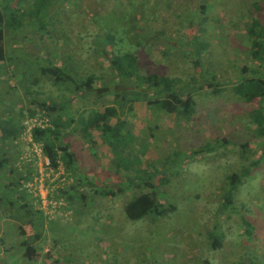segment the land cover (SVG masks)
Returning a JSON list of instances; mask_svg holds the SVG:
<instances>
[{"label":"rangeland","instance_id":"rangeland-1","mask_svg":"<svg viewBox=\"0 0 264 264\" xmlns=\"http://www.w3.org/2000/svg\"><path fill=\"white\" fill-rule=\"evenodd\" d=\"M84 1L90 5L91 32H123V36H117L114 49L137 52L146 70L170 74V77L178 79L181 86L191 91L193 96L196 94V113L187 123H172L168 119L159 118L158 115H154V120L149 121L152 113L137 105L136 116L130 121L133 133L115 129L113 135H110L111 144L119 145L120 149L124 147L122 150L126 149L127 154H130V148H133L130 140L134 142V139L139 137L145 139L143 144L146 146L137 145L133 155L118 162L121 171L112 172L107 168L112 160L107 148H96L98 151L96 150L95 154L98 156L93 154L92 157L90 152L84 149L86 144L81 135L76 136L74 142L79 151L82 149L80 162L85 175V170H94L90 175L92 179L99 181L102 186L108 185L116 190L117 182H114L118 178L125 179L124 175L128 171L134 175L131 178L139 176L137 179L142 182H151L155 181L153 175H157L156 171L160 170L166 178L158 182L155 189L157 199L165 208L174 205L176 209L166 217L149 215L135 222L126 220L124 210L121 209L130 197L124 193L119 199L104 200L101 206H94L95 203L87 201L85 210L76 209L83 206V203L79 202L74 208L75 213L67 216L65 220V217L59 218L60 216L51 220L40 214V217H44L38 221L44 226L41 227L44 237L43 241L35 246L40 256H44V248L46 252L51 250V258H61L62 264H264V172L254 169L249 171L248 178L243 181L244 184L236 195L233 216L228 218L217 215L221 194L225 191L229 175L241 174L243 164L249 167L253 162H243L240 152L241 144L253 140L254 132L249 112L256 107L238 101L230 91L232 84L242 78V67L250 65L249 71L252 75L258 69L256 62H253V58L251 59L246 51V34L240 26L243 23L237 19L238 16L233 18V23L228 17L226 5L228 8L240 7L239 1L148 0L145 8V0H107L110 4L104 5L101 2L105 0ZM151 1H155V4ZM195 2L198 6H204L206 12L202 13L198 8L192 9L197 6ZM230 3L232 5H229ZM74 5L72 8L67 7L69 15L73 18V13H77L86 3ZM145 9L148 18L145 26L148 28L144 32L132 29L138 23L136 15ZM131 10H134V13ZM125 20L127 24H124ZM225 20L227 26L222 25ZM80 21L74 19L76 31L81 30ZM202 21L209 23L202 25V28L211 33L216 31V34L212 36L213 42H208V51H205L206 56L210 57L206 58L198 69V65L192 61L193 57L185 55L186 49L177 45L178 35L175 31L180 28L182 22L183 25H186V22L191 23L196 31ZM211 21L217 26H212ZM154 28L167 32L162 42L169 44L171 40L176 51L157 43L160 41L153 38ZM156 37L160 38L159 35ZM86 42L92 43L91 40ZM88 44L84 43L85 47L83 44L78 46L85 50L89 49ZM44 49L42 47V52ZM69 49L68 46L63 47L61 52L68 53ZM205 52L203 58L206 57ZM167 54L172 58L164 56ZM91 58L88 63L84 62L82 69L77 73L85 76L86 71L95 72L98 78L103 75L104 80H98L99 86L109 83V87L113 89L114 76L110 74L111 69L106 71L108 64H103L101 68L94 58ZM1 75L2 80L8 81L0 83V88L3 89L0 91V119L7 117L3 113L4 110L14 111L21 106L19 97L11 98L8 95V91H11V77L9 79L7 76L6 79ZM212 79H217V82L223 84L226 91L222 94H214L209 90L195 93L197 86ZM43 87L45 97L58 99L59 91L55 87L49 84ZM62 93L68 95L66 92ZM101 93L104 94L103 91H97L94 97H89L87 104L95 106V96ZM102 95L98 103L105 99ZM97 134V131H93L94 136ZM216 137L228 142L217 143ZM96 141L100 142L99 138ZM206 144H213L217 148L213 152H207ZM199 150L204 152L195 155L194 152ZM120 156L123 157L121 154ZM140 166L143 172L136 170ZM124 169L127 170L126 173ZM142 174L147 175L141 179L144 177ZM2 188L0 186V264H45L43 258L30 262L19 257L18 242L21 235L18 234L16 226L19 223H16L15 217L12 216L14 213L9 204L12 197ZM39 188L45 198L46 191L42 185ZM124 188L131 189L133 193L129 182H126ZM73 195L75 200L81 198V194L76 191L69 194L70 197ZM43 204L46 205L45 200ZM95 213L116 215V224H109L107 219L104 220L105 223L99 224L94 220ZM242 216L255 226L253 236L244 234L245 228L239 218ZM21 224L26 232L30 231L26 222ZM209 230L214 231V237L212 235V238H208ZM33 233L35 231L27 233L26 239L29 240V234L33 236ZM216 239L221 243V247L213 249L212 244Z\"/></svg>","mask_w":264,"mask_h":264},{"label":"trees","instance_id":"trees-1","mask_svg":"<svg viewBox=\"0 0 264 264\" xmlns=\"http://www.w3.org/2000/svg\"><path fill=\"white\" fill-rule=\"evenodd\" d=\"M155 1L151 3L155 4ZM238 1L240 7L228 8L226 5L228 17L233 23V18L238 16L237 19L243 23L240 26L246 34V51L251 59L253 58V62H256L258 69L252 75L249 71L250 65L242 67V78L234 82L230 89L238 101L254 105L256 108L249 112L254 132L253 140L241 144L240 152L243 162H253L249 167L243 164L241 174L229 175L225 191L221 194L217 215L228 218L234 215L236 195L248 178L249 171L254 169L264 172V0ZM75 3L86 5H82L77 13L74 12L73 18L69 15L67 7H75ZM101 3L110 4L107 0ZM147 3L148 0L143 2L144 8ZM89 8L90 5L83 0H0V74L6 79L11 77L12 85L10 84L11 91H8V95L21 99V106L14 111L4 110L3 113L7 117L0 119V186L12 197L9 201L14 213L12 216L15 217L16 223H19L16 224L18 234L21 235L18 242L19 257L30 262L43 258L45 264H62L61 258H51V250L46 252L43 248L45 254L40 256L39 250L35 248L44 237L41 230L44 226L38 221L46 216L51 220L58 216L65 217V220L67 216H72L76 209L85 210L87 201L95 203L94 206H101L104 200L119 199L127 193L130 198L124 202L121 211L124 210L126 220L134 222L149 215L166 217L176 209L174 205L165 208L157 199L155 189L158 182L166 178L160 170L156 171L157 175H153L155 181L142 182L137 179L139 176L131 178L134 177L133 173L124 169V173L127 172L125 179L118 178L114 182H117L116 190L108 185L102 186L99 181L92 179L90 175L94 170H85L86 175L83 173L80 162L82 149H77L74 142L76 136L81 135L86 144L84 149L90 152L92 157L95 151H98L96 148H107L112 155L107 168L112 172L121 171L118 162L133 155L137 145L146 144H143L144 138L139 137L134 139V142L130 140L133 148H130V154H127L126 149L122 150L124 147L120 149L119 145L111 144L110 135H113L115 129H124L125 132L134 130L130 127V121L136 116L137 105L152 113L149 121L154 120V115H158L159 118L168 119L172 123L189 122L197 107L196 94L193 96L191 91L179 84L178 79L170 77V74L146 70L137 52L114 49L117 36L123 32H91ZM197 8L202 13L206 12L205 7L200 5L192 9ZM146 9L136 15L138 23L132 29L144 32L148 28L145 26L148 23ZM131 11L134 13V10ZM131 15L132 13L130 18ZM74 19L82 21L81 30H75ZM183 22L175 31L178 35L177 45L186 49L184 54L193 57L191 60L199 69V65L210 57L206 56V49L208 42H213L216 31L211 33L202 28V25H209L208 22H198L199 28L197 27L196 31L191 23L186 22V25H183ZM213 23L210 22L212 26L215 25ZM124 24H127L126 20ZM226 24L225 20L222 25L227 26ZM165 33L167 32L154 28L153 38L159 39L160 42L157 43L161 46L174 48L176 51L171 40L169 44L162 42ZM156 35L160 38H155ZM87 40L92 43L88 44ZM84 43L88 44L89 49L85 48L86 51L78 46ZM67 46L70 48L69 52L62 53L61 49ZM42 47L45 48L44 52ZM204 52L205 58L202 57ZM164 56L172 58L168 54ZM91 57L101 68L103 64H108L106 71L111 69L110 74L114 76L113 89L109 87V83L99 86L98 80H104L103 75L98 78L95 72L86 71L85 76L77 73ZM6 81L0 77V83ZM45 84L59 91L57 100L44 96ZM2 90L0 88V91ZM207 90L214 94L226 91L223 84L217 82V79H212L197 86L195 93ZM97 91H103L104 94L101 95L105 99L98 103L102 98L100 94H96L97 101L95 106L91 107L87 104L88 98L94 97ZM93 131L98 132L97 136L93 135ZM97 137L100 142L96 141ZM215 140L217 143L226 141L219 137ZM206 148L208 149L205 151L213 152L217 147L211 144ZM202 152L204 151L199 150L194 154L198 156ZM136 170L144 171L141 166ZM142 175L144 177L141 179L147 174ZM126 182L130 183V188L133 187V193L131 189L124 188ZM40 185L46 191L45 198L40 192ZM75 191L81 194V198L75 200L74 195L69 196ZM44 200L46 205L43 204ZM79 202L83 203V206L74 210ZM40 214L44 217H40ZM95 214L94 220L99 224L105 223V219L109 224H116L114 214ZM239 218L245 228L244 234L253 236L255 226L246 217ZM23 222L27 223L30 231L23 229ZM31 231L35 233L33 236L29 234L30 239L27 240L26 235ZM213 233L212 230L207 231L208 238H212ZM220 247L219 240L212 244L213 249Z\"/></svg>","mask_w":264,"mask_h":264}]
</instances>
